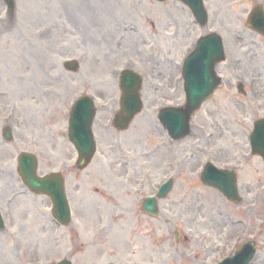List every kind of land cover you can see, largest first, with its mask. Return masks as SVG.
Returning <instances> with one entry per match:
<instances>
[{
	"label": "rangeland",
	"instance_id": "obj_1",
	"mask_svg": "<svg viewBox=\"0 0 264 264\" xmlns=\"http://www.w3.org/2000/svg\"><path fill=\"white\" fill-rule=\"evenodd\" d=\"M204 1L207 29L224 36L228 62L217 69L225 84L196 113L193 133L172 143L156 111L184 102L176 64L202 33L185 5L16 0L8 15L0 0V128L10 124L14 136L4 143L0 133V264L65 257L73 264H214L247 239L257 247L254 264H264V161L249 142L254 121L264 117V38L244 26L264 0ZM233 65L255 82L242 104ZM127 67L145 78L144 108L124 130L114 122L123 117L118 73ZM80 95L92 96L98 109L96 155L81 172L68 137V113ZM23 151L37 153L38 173H64L69 225L54 224L49 197L24 185L17 170ZM210 159L236 170L240 202L201 181ZM171 174L169 196L155 216L146 214L142 201Z\"/></svg>",
	"mask_w": 264,
	"mask_h": 264
},
{
	"label": "water",
	"instance_id": "obj_2",
	"mask_svg": "<svg viewBox=\"0 0 264 264\" xmlns=\"http://www.w3.org/2000/svg\"><path fill=\"white\" fill-rule=\"evenodd\" d=\"M184 1H187V0H184ZM196 7H198L199 10H201L202 6H200V2L198 4V6H196ZM199 15L201 16L200 18L202 19V21H205V14L199 12ZM255 26H256V24H255ZM198 50L199 51L196 52L193 55V57H191L188 60V62L186 64L188 91H190L191 88L193 87V85L195 84V76H196L197 67L203 58H207V57L209 58V61H208L209 69H208V72L204 71V75H203L202 79L200 80L198 85H196L197 91H196V88H193L192 95H189V103L186 106L190 110L189 113L194 112L196 110V108L200 105V101L203 99V97H205V95H206L205 94V88H206V85L208 84L209 80L210 81L213 80V82L210 86V90H212V88L214 87L213 86V85H215L214 84L215 83L214 66H215L217 61L222 60L224 57L222 40L215 34L209 38L202 39ZM208 73H209V76H208ZM123 79H124L125 88H128L132 92L135 90V88L137 89L138 83L136 86V82L138 81V79H137V77L132 76L131 72L126 74ZM195 92H196V94L198 92V95H195ZM190 94H191V92H190ZM131 97H132V94H131V92H129L125 96L124 102H123L124 107H126V109H125V112H126L125 124H128L129 121L131 120V118L134 116V114L141 109V103L140 102H139L138 107H135V108L130 107V105L128 103L129 102L128 99H130ZM194 99H195V101L193 102ZM138 100H139V98L137 99V102H138ZM82 105L83 106H79L74 111L73 119L71 122V124H72L71 136L75 141H77L76 138H80L81 136L85 135V139L87 141V145H86V147H87L91 143L90 135L87 132V127L89 130L90 124H91V121H90V118L88 115L90 112V109H89V105H87V104H82ZM185 108L183 110H185ZM84 113L87 114V117H85ZM183 114L178 113V115L176 116L177 117V119H176L177 123H175V124H173V126H171L172 132L177 137H180V136L186 134L187 133L186 131L189 130V122H188L189 114L187 112H184ZM90 115H91V113H90ZM179 129H180V131L184 129L185 132L180 134L179 133L180 131H178ZM257 133L259 135H261L260 138L264 141V124L260 125L259 128L257 127ZM256 137H257V135L254 136L253 144H254V146H256V148H258L260 140H259V137H257V138ZM79 147H83V146L81 144H79ZM86 147H84L85 152L88 151V147L87 148ZM205 182L209 185L219 187L220 189L225 191L226 194L229 195V197H231V198L236 197V184H235L234 175H231L230 177H227V178L223 177L218 182H213V181L208 180V179H206Z\"/></svg>",
	"mask_w": 264,
	"mask_h": 264
}]
</instances>
